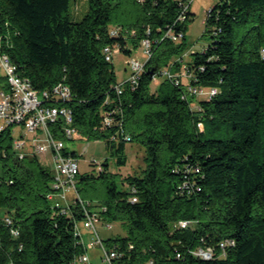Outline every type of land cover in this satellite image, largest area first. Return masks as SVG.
Segmentation results:
<instances>
[{"label": "trees", "instance_id": "obj_1", "mask_svg": "<svg viewBox=\"0 0 264 264\" xmlns=\"http://www.w3.org/2000/svg\"><path fill=\"white\" fill-rule=\"evenodd\" d=\"M191 1L88 0L82 19L72 20L71 0H0V48L37 89L60 81L71 87L73 99L65 104L74 110L78 134L104 140L117 166L126 164L127 143L144 147L138 174L121 177L106 158L98 176L78 177L81 197L106 206L103 218L127 228L125 236L106 239L126 252L127 264H264V0H219L204 21L212 42L186 62L188 82L166 76L152 90L174 57L176 65L184 60ZM185 9L189 17L180 20ZM169 31L182 39L174 41ZM145 38L153 54L139 84L119 96L104 47L131 56ZM189 86L218 92L190 94ZM113 104L123 107L130 142L100 128L102 110ZM12 140L11 127L0 131V264H77L85 251L76 232L81 204L70 213L53 208L51 168L39 156L19 159ZM97 179L105 196L93 203ZM181 219L192 225L172 229ZM226 239L235 244L222 249ZM200 246H213L214 256L193 255Z\"/></svg>", "mask_w": 264, "mask_h": 264}, {"label": "built area", "instance_id": "obj_2", "mask_svg": "<svg viewBox=\"0 0 264 264\" xmlns=\"http://www.w3.org/2000/svg\"><path fill=\"white\" fill-rule=\"evenodd\" d=\"M188 12L185 9L180 20L187 19ZM119 27L113 28V32H117ZM174 41H180L183 33L175 34L168 32ZM144 53L147 56L145 61L133 58L129 60L128 76L120 80L115 85V90L120 96L124 93L125 86L129 85L135 88L139 84L140 77L145 70L147 60L152 56V43L149 38H145L141 44ZM118 48L111 45L104 47L106 59L113 60V54ZM0 67L5 71V79L7 87L0 86V131L12 128L13 140L12 150L19 159L27 156H41L47 153L51 154L52 163L51 170L54 178L51 183V191L47 194V198L53 208H58L62 213H70L72 205L79 202L84 211L83 219L76 223V232L80 236V241L85 247V251L79 254L77 264H94L89 254V249L98 245L101 250L99 256L102 264H127L123 259L126 255L124 250L119 249L116 245L110 246L106 239H103L99 233V227L104 229H112L113 222L103 218V211L107 210L106 206H94L89 200L81 197L78 189V177L81 172L79 155H74L66 144L68 139H75L78 136L77 128L74 125V110L66 105L73 99L71 87L64 81H60L52 88L39 90L31 79L24 76L16 64L11 60L8 53L0 48ZM163 74L167 77H176L170 68H166ZM179 83V80H177ZM218 92L216 87L193 88L189 86L190 94H199L211 96ZM109 104V100L107 102ZM21 127L22 132L15 137L17 128ZM100 128L114 129L115 134L112 137L116 141H131V134L126 129L123 119V107L120 104H113L111 107L105 108L101 112ZM27 133L30 136H27ZM31 140V141H30ZM29 146V147H28ZM132 201H137L135 194L136 189H132ZM5 220L11 224L12 219L8 215ZM82 225V226H81ZM192 225L188 219H181L173 222L172 229H185ZM88 230L92 241L85 240L83 228ZM11 232L14 236H18L20 231L17 227H12ZM234 239H226L220 242V247L225 249L227 245H234ZM129 249L134 248V244L128 245ZM193 255L204 259H211L214 256L215 249L213 246H200L191 250ZM131 254L128 253L127 256ZM178 257L182 254L178 253ZM149 263H153L150 260Z\"/></svg>", "mask_w": 264, "mask_h": 264}, {"label": "rangeland", "instance_id": "obj_3", "mask_svg": "<svg viewBox=\"0 0 264 264\" xmlns=\"http://www.w3.org/2000/svg\"><path fill=\"white\" fill-rule=\"evenodd\" d=\"M219 0H192L190 4V20L186 24V42L188 44V49L183 55V61L181 64H177V58L172 59V67L170 68L172 73L181 76L183 81L188 82V74L186 73V62L194 59L195 53H202L204 49L212 42V37L210 34L205 33V19L207 18L208 11L212 9ZM88 10V0H71V18L72 20H81L84 14ZM0 36V41H2ZM1 44V42H0ZM133 58H138L139 60L145 61L147 59L144 53V48L142 45L135 49L131 56L116 50L113 54V64L115 71L117 73L118 79L123 80L128 76L129 72V60ZM182 59V58H180ZM165 75H160L155 78L151 85L152 90H156ZM5 81V71L0 67V86L3 85ZM17 131L15 137H18L22 132L21 127H16ZM27 136H30L27 133ZM31 141V140H30ZM67 146L70 150H75L79 154L80 170L82 173H93L98 176L100 173V167L106 158H110L109 165L110 171L114 173H120L121 177H125L130 174H138L145 167V150L144 147L139 143L130 142L127 143L126 153L127 161L125 165L117 166L115 160L110 155L109 150L106 147V143L102 139H86L78 136L75 139H68L66 141ZM29 147V146H28ZM41 163L50 167L52 163V157L50 153L40 156ZM2 173V165L0 164V174ZM120 182V181H119ZM121 185V183H119ZM89 196L92 197L93 203H98L105 196V188L100 179L93 182V186L90 188ZM5 211H0V216L4 215ZM82 226V225H81ZM83 231L85 233V240L92 241V237L89 235L88 230L84 227ZM127 228L120 222H113L112 229H104L102 226L99 227L100 236L103 239L113 238L116 236H125L127 234ZM89 254L92 257L94 264H102L99 256L101 255V250L98 245L89 249Z\"/></svg>", "mask_w": 264, "mask_h": 264}, {"label": "water", "instance_id": "obj_4", "mask_svg": "<svg viewBox=\"0 0 264 264\" xmlns=\"http://www.w3.org/2000/svg\"><path fill=\"white\" fill-rule=\"evenodd\" d=\"M157 67H154L152 70H151V73H154V71L156 70Z\"/></svg>", "mask_w": 264, "mask_h": 264}]
</instances>
